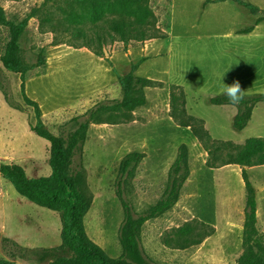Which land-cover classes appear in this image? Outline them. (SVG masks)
<instances>
[{"label": "rangeland", "instance_id": "1", "mask_svg": "<svg viewBox=\"0 0 264 264\" xmlns=\"http://www.w3.org/2000/svg\"><path fill=\"white\" fill-rule=\"evenodd\" d=\"M0 4L10 20L28 22L21 39L30 67L26 94L39 103L45 127L65 139L77 129L75 119L123 99L121 78L141 62L148 42L164 40L170 31L172 0H0ZM113 20L127 25L128 42L107 34L108 43L98 57L85 47L92 41L88 30ZM7 40L8 30L0 26V57ZM0 84L11 102L28 115L29 124H36L33 108L23 101L20 76L6 71L1 61ZM206 94L155 84L145 89L144 107L104 114L90 126L85 144L75 154L73 170L86 172L94 197L85 217L87 234L110 257L123 255L119 236L124 209L118 183L133 213L144 214L163 196L182 145L189 150L190 177L179 202L142 227L139 239L146 264H237L243 253L246 207L243 170L255 189L258 228L264 233V167L221 166L228 154L264 153V143L246 146L249 138L264 142V103L255 106L247 128L237 131L230 107L212 105ZM255 94L264 91L245 93ZM0 97L1 121L5 124L13 118L15 164L24 168L28 178L49 177L50 143L29 129L24 116L10 114L11 108ZM195 129L206 131L211 140L204 136L203 142ZM205 143L212 147L211 154ZM133 153L141 158L121 179V164ZM0 179V187L12 191L14 198L4 218L0 213V259L48 264L41 260L44 252L61 245L60 215L23 198L9 181Z\"/></svg>", "mask_w": 264, "mask_h": 264}, {"label": "trees", "instance_id": "2", "mask_svg": "<svg viewBox=\"0 0 264 264\" xmlns=\"http://www.w3.org/2000/svg\"><path fill=\"white\" fill-rule=\"evenodd\" d=\"M235 1L249 15L248 22L240 30V33H250L255 25L264 22V13H261L257 7L247 0ZM258 13L263 15L256 18ZM27 25L26 20H10L0 4V26L8 30V40L0 61L6 71L20 76V91L23 101L26 106L33 108L35 114L36 124H31V130L51 145L49 165L52 173L49 177L31 179L28 178L24 168L19 165L0 164V175L13 185L20 196L39 207L60 215L61 245L45 251L41 260L48 261V264H146L139 239L141 229L148 221L164 216L179 202L181 190L190 177L188 147L182 145L179 148L178 156L170 168L163 196L144 214L137 216L133 213L130 204L124 199L122 183H118L117 192L124 209V221L119 236L123 255L119 258L110 257L87 234L85 217L92 207L94 197L87 182L86 172L84 170L74 172L73 164L75 154L85 144L88 130L92 124L107 113L133 112L144 107L146 105L145 89L158 83L137 76L135 74L137 66L132 67V70L120 80L123 91L121 101H117L113 105H99L84 114L82 120L75 119L77 129L68 139L56 136L45 127L39 103L30 99L26 94V78L30 67L23 55L21 39L26 33ZM126 28L125 23L116 20L92 27L88 30L90 33L88 38H92V41H87L85 47H88L96 56L101 57L104 46L108 43V35L112 40H116L117 34L122 41L128 42L129 35ZM78 32L79 30L75 33ZM39 63L40 65L45 64L42 55H39ZM0 91L11 108L23 111L20 106L11 102L8 92L1 84ZM259 103H264V94L244 95L243 100L236 105L238 113L234 118V128L237 131H242L247 127L253 110ZM211 104L214 106L233 105L224 94L211 98ZM195 121L202 123L197 119ZM194 132L203 142H206L203 139L204 136L211 140L206 131L195 129ZM203 133L204 135H202ZM263 143L261 138L246 140V146ZM205 147L206 151L211 154L212 147L206 143ZM139 158L141 155L136 153L125 157L121 164V179L126 176L132 164L139 161ZM225 165H239L243 169L264 166V153L249 154L241 151L237 154H228L222 159L221 166ZM242 175L246 189V207L242 238L243 253L237 264H264V233H261L257 226L256 192L245 170ZM4 242L10 241L4 239ZM0 264L16 263L0 259Z\"/></svg>", "mask_w": 264, "mask_h": 264}, {"label": "crops", "instance_id": "3", "mask_svg": "<svg viewBox=\"0 0 264 264\" xmlns=\"http://www.w3.org/2000/svg\"><path fill=\"white\" fill-rule=\"evenodd\" d=\"M247 1L264 13V0ZM248 19V13L235 0H172L169 36L145 45L135 74L169 87L207 93L210 98L222 93L224 84L230 86L235 81L240 82L246 94L264 91V22L255 25L250 33H240ZM0 94L5 101L1 91ZM0 104L4 106L1 97ZM226 106L234 119L237 107ZM11 110L10 114L24 116L31 130L28 115ZM12 124L13 118L5 124L0 118V164L16 163L11 151L15 137ZM11 192L0 187L3 218L14 199Z\"/></svg>", "mask_w": 264, "mask_h": 264}, {"label": "clouds", "instance_id": "4", "mask_svg": "<svg viewBox=\"0 0 264 264\" xmlns=\"http://www.w3.org/2000/svg\"><path fill=\"white\" fill-rule=\"evenodd\" d=\"M224 95L233 105H238L244 98L246 92L242 91L239 81H235L232 85H225L223 89Z\"/></svg>", "mask_w": 264, "mask_h": 264}]
</instances>
